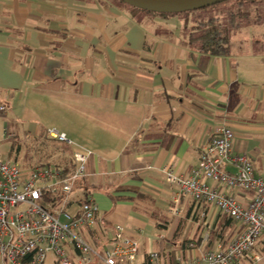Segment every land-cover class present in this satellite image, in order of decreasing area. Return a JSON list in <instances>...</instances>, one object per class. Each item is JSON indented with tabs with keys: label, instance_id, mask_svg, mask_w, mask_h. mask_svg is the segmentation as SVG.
<instances>
[{
	"label": "crops",
	"instance_id": "crops-1",
	"mask_svg": "<svg viewBox=\"0 0 264 264\" xmlns=\"http://www.w3.org/2000/svg\"><path fill=\"white\" fill-rule=\"evenodd\" d=\"M185 25L111 0H0V131L27 142L53 130L91 151L69 210L93 199L106 238L122 227L137 241L134 264L153 252L163 264L198 259L233 235L209 205L182 202L172 216L160 173L188 177L217 128L264 177L263 32L211 57ZM256 250L264 264V240Z\"/></svg>",
	"mask_w": 264,
	"mask_h": 264
},
{
	"label": "built area",
	"instance_id": "built-area-1",
	"mask_svg": "<svg viewBox=\"0 0 264 264\" xmlns=\"http://www.w3.org/2000/svg\"><path fill=\"white\" fill-rule=\"evenodd\" d=\"M46 135L71 149L75 167L66 178L62 169L53 166L23 173L2 154L8 133L5 128L0 131V264H44L48 255L55 258V264H134L137 241L127 237L122 227L115 228L113 238H106L93 199L86 198L74 212L69 210L73 190L86 176L93 153L56 131L47 130ZM233 140L230 129L217 128L188 177L176 174L172 166L160 169L165 182L174 188L172 216L179 215L182 202L190 201L212 206L234 225L225 243L198 259L181 257L177 264H254L260 258L256 247L264 240V177L255 172L247 155L234 152ZM227 166L236 172H227ZM57 193L60 199L55 206L44 201V196ZM87 233L99 237V248L85 238ZM147 264H163V260L153 252Z\"/></svg>",
	"mask_w": 264,
	"mask_h": 264
},
{
	"label": "trees",
	"instance_id": "trees-1",
	"mask_svg": "<svg viewBox=\"0 0 264 264\" xmlns=\"http://www.w3.org/2000/svg\"><path fill=\"white\" fill-rule=\"evenodd\" d=\"M238 3H243V1H250V0H236ZM258 2H264V0H258ZM257 3V2H253ZM240 8H243V5L240 4ZM133 12H142L146 13L148 15L154 16V17H160L162 19L172 18L176 17L180 14L176 15H162V14H155V13H149L144 12L141 10L133 9L131 8ZM188 14V13H183ZM182 14V15H183ZM249 18V13L244 12H238V13H229L226 16V21L223 24H220L218 19H209L207 21H199L194 23V32L193 34H190L188 37V42L193 43L197 50L200 53H203L207 56L211 57H226L229 54V44H230V30L238 31L242 28V22ZM194 34H196L194 36ZM46 135V133H45ZM48 140V141H47ZM42 142L39 143L38 148L36 149V156H39L40 161L42 160V156L46 155L47 158L59 155L57 157V160H55L52 163H48L45 166H55L56 168L62 169V177L66 178L74 169L75 165L71 158V151L70 148L65 145L55 144L52 146V150L48 153L45 144L49 141H53L47 137L41 136L40 138L34 140V142ZM9 147L7 152V159L9 162L13 164H17L19 162V155H20V149H21V143L16 140H9ZM56 143V142H55ZM66 147V148H65ZM69 149V151L67 150ZM45 153V154H44ZM38 161V163L40 162ZM24 167L30 168V165L24 164ZM26 165V166H25ZM31 170V168L29 169ZM59 194L57 193L55 196L46 195L44 196V201L47 204H51L52 206H55V204L58 202ZM195 203V202H194ZM230 222H232L230 219H228ZM227 220V221H228ZM228 223V222H226ZM89 242L95 246L96 248L100 247L99 240L95 238V233H89ZM145 264H147V259ZM177 264V261L175 262Z\"/></svg>",
	"mask_w": 264,
	"mask_h": 264
},
{
	"label": "rangeland",
	"instance_id": "rangeland-1",
	"mask_svg": "<svg viewBox=\"0 0 264 264\" xmlns=\"http://www.w3.org/2000/svg\"><path fill=\"white\" fill-rule=\"evenodd\" d=\"M113 2V4L124 8V9H131L128 6L120 3L117 0H111ZM253 2H257L254 3ZM240 4L243 5V8H240L239 6H241ZM248 12L249 13V18L244 20L242 22V28L239 31H235V30H230V44L231 43H237L241 40V42L243 40H248V39H257L260 38L261 36L258 35H254L251 36L250 35V31H252L253 29L257 30V31H262L264 34V2H258V0H250V1H243V3H238L236 0L233 1H229L226 3H222L204 10H200V11H196V12H191L188 14H180L174 18L177 19V22H185V29L182 33V36H185L187 39L190 36V34H193V30H194V23L199 22V21H207L209 19H218L220 24L225 23L226 21V16L229 13H238V12ZM250 30V31H249ZM196 34H194L195 36ZM245 41H243L244 43ZM193 44V43H192ZM230 47V45H229ZM50 139V138H49ZM52 140V139H51ZM48 141V140H47ZM5 141L2 146H1V152L4 155V157L7 158V152H8V147H9V142ZM56 142V141H55ZM53 142V141H49L48 143H43L45 144L44 146L46 147L48 153L52 150V146H54L55 144H60L58 142ZM40 142H34V140H28L27 142H25L24 140L21 143V149H20V154H28L31 155L33 154L32 157H29V159H25L23 160L21 155L19 158V162H17V166L19 167V169L25 173L28 172L29 169H33L35 167L38 166H45L48 163H52L55 160H57V157L59 155H55L52 157L47 158V156H42V160L40 161L39 156H36V149L38 148V145ZM63 145V144H60ZM66 148V147H65ZM67 150L69 151V149L67 148ZM71 151V149H70ZM45 154V153H44ZM30 158L33 159V161L30 160ZM38 161H40L38 163ZM27 164L30 165V168H26L23 165ZM26 166V165H25ZM53 166V165H52ZM55 167V166H53ZM140 259L142 260V257H140ZM44 264H55V258L51 255H48Z\"/></svg>",
	"mask_w": 264,
	"mask_h": 264
},
{
	"label": "water",
	"instance_id": "water-1",
	"mask_svg": "<svg viewBox=\"0 0 264 264\" xmlns=\"http://www.w3.org/2000/svg\"><path fill=\"white\" fill-rule=\"evenodd\" d=\"M129 8L144 12L178 15L204 10L233 0H117Z\"/></svg>",
	"mask_w": 264,
	"mask_h": 264
}]
</instances>
